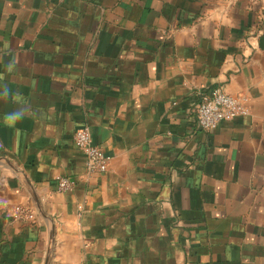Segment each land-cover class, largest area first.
<instances>
[{
  "label": "crops",
  "instance_id": "obj_1",
  "mask_svg": "<svg viewBox=\"0 0 264 264\" xmlns=\"http://www.w3.org/2000/svg\"><path fill=\"white\" fill-rule=\"evenodd\" d=\"M2 84L0 264H264V0H0ZM217 88L248 114L200 130Z\"/></svg>",
  "mask_w": 264,
  "mask_h": 264
},
{
  "label": "built area",
  "instance_id": "obj_2",
  "mask_svg": "<svg viewBox=\"0 0 264 264\" xmlns=\"http://www.w3.org/2000/svg\"><path fill=\"white\" fill-rule=\"evenodd\" d=\"M247 100L245 96L230 94L222 88L215 89L209 95H201L197 107V126L200 130L208 131L220 122L247 115L249 111ZM74 142L85 154V179L104 174L109 170L110 157L106 155L101 145L93 142L88 128L78 130L74 135ZM76 185V180L60 178L58 191L68 192ZM19 212L29 215V210L22 209Z\"/></svg>",
  "mask_w": 264,
  "mask_h": 264
},
{
  "label": "clouds",
  "instance_id": "obj_3",
  "mask_svg": "<svg viewBox=\"0 0 264 264\" xmlns=\"http://www.w3.org/2000/svg\"><path fill=\"white\" fill-rule=\"evenodd\" d=\"M15 65L9 63L6 65V70L11 73L14 70ZM11 99L16 105L17 108L5 114V123L9 126H15L19 121H21L27 115V105L24 103V100L19 92L12 93L11 89L6 84L0 85V100H9ZM19 132V129H17Z\"/></svg>",
  "mask_w": 264,
  "mask_h": 264
}]
</instances>
